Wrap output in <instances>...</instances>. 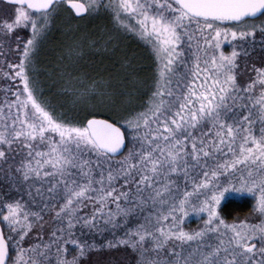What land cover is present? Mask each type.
I'll use <instances>...</instances> for the list:
<instances>
[{
  "label": "rangeland",
  "instance_id": "1",
  "mask_svg": "<svg viewBox=\"0 0 264 264\" xmlns=\"http://www.w3.org/2000/svg\"><path fill=\"white\" fill-rule=\"evenodd\" d=\"M82 1L87 8L79 17L65 2L33 12L0 0V195L12 200L0 204V216L12 246L9 264H54L59 251L60 264L214 263L220 258L213 241L225 247L224 262H232L230 255L250 259L256 247L245 246H264V35L248 32L252 19H195L170 0H105L121 24L155 49L160 87L176 67L184 70L176 75L184 86L176 108L160 109L141 128L114 117L127 130V147L112 157L97 150L83 125L65 130L31 93L49 84L70 87L66 78L50 79L64 57L112 52L113 23L98 36L100 44L80 42L107 18L97 8L104 0ZM137 37L129 33V57L109 62L129 65V77L139 72L137 57H149ZM257 39L259 46L252 44ZM179 55L191 57L186 69L177 66ZM151 79L139 90L151 91ZM101 86L122 87L79 79L74 88ZM228 90L251 93V100L234 106L241 111L213 101ZM142 100L136 96L129 107ZM85 144L95 148V158L84 156ZM49 157L60 168L50 185L28 181ZM231 198L250 200L252 211L224 218L220 207ZM98 233H105L102 242L92 241Z\"/></svg>",
  "mask_w": 264,
  "mask_h": 264
},
{
  "label": "trees",
  "instance_id": "2",
  "mask_svg": "<svg viewBox=\"0 0 264 264\" xmlns=\"http://www.w3.org/2000/svg\"><path fill=\"white\" fill-rule=\"evenodd\" d=\"M170 2L174 6H176L172 1ZM66 8L70 10L67 6ZM97 8L105 11L107 13V15L105 16L109 20L106 18L103 20L95 21L94 24H96V30L95 32L93 31L94 33H86L85 37H82V35H78L76 38L80 41L82 37L84 41L80 42L83 43V45H88L90 41L94 42L95 44L97 42L98 44L100 39V37L98 38V36L104 34L105 30H108L114 25V32H112V39L110 40V45L113 46L112 52H110V54L101 53L95 55L93 51L86 49L84 55L85 57H64V59L62 60L63 62L57 65L58 67H60V71L55 70V73H53L51 75V78H49L53 81H62L66 78V82L68 83V85H70V87H63V84H49L47 86H44V88L41 90L40 88L36 89L35 87L31 93L34 96V100L36 101L37 105L48 111V113L50 112L49 114L55 119V121L68 131H70L71 128H76L77 125L84 126V121L86 120V118L96 115L105 117L112 121H114L113 119L115 118H117V120L121 122L129 119V124L132 125L129 127L141 128L145 126L147 122L152 120L157 115V112H160V109L161 111L166 110V112L168 113L170 108H176L175 104L177 103H175V101H177L178 98L181 97V94H184V91H181L184 86L179 83L178 77L176 75H178L180 72H183L184 70L182 71L180 68L177 69L176 67L173 73L170 72L168 80H166L165 83H162L160 87L159 82L161 81V77L158 73V61L156 59L155 49L152 48L150 43L145 38L143 39V37L141 38L139 35H137L136 28L129 29V26L121 24L120 21L115 17L113 13L114 11L111 9V5L107 4L105 0L104 2H101ZM71 13L73 14L72 11ZM125 14L127 15V13ZM128 18L135 26L138 25V19L132 14H129V11ZM252 21L254 22V24L248 32H253L258 37H260V35L263 36L264 13L258 18L252 19ZM221 22L231 23L225 21ZM119 31H121L122 33H120ZM129 33L138 36L139 38H137L140 40V42L145 44V47L148 48L149 51V57H145L144 60H142L143 58L141 57H137L138 62H135V64L137 68H139L138 71L140 73H135L131 75V77H129V73L127 74L125 72V69L129 70V65H124L123 67H121L120 64H115V66H113V64L109 63L113 62L115 60V57H129ZM258 41L259 40L257 39V41L252 44L259 46ZM185 52H187V50H185ZM260 52L264 53V50H261ZM109 55H111V57H108ZM180 62L183 63L181 64L182 67L186 69V66H188V64L191 62V57L179 55L177 57V66ZM105 63L109 64V66H105ZM141 65H144L145 69L139 67ZM106 69H109V71L106 72ZM150 72L153 73L152 75L154 88L149 92H142L139 90L138 85L142 81L152 80V75L150 76ZM29 78L31 79L32 76L29 75ZM79 79H84L88 82L96 83L110 81L114 82L115 84L121 85L122 87L117 90H106L102 86L98 89L83 88L81 90H78L77 88H74V86H76ZM129 83L131 85L133 84V87L128 89ZM127 85L128 87L124 88V86ZM20 89L27 95L23 85H21ZM73 94H75V97H72ZM222 94L223 95L221 99L218 97V95H214L215 97L213 101L223 106H233L231 107V110L233 111H241L240 109H235V107L244 106L251 100V93L243 94L238 90H228ZM136 96H141L143 100L140 104L129 107V101H133L134 99H136ZM35 101H33V104L31 103V105L33 111L37 113L40 111L38 110V106L35 104ZM229 115H227L228 118L233 117V113ZM44 116L42 115L41 117L43 118ZM225 122L226 121L223 120V123ZM123 125L122 128L124 129L125 135L127 136V130ZM72 133H75V131H73ZM128 144L129 149L133 147L132 142L129 141ZM93 149L95 148L85 144L82 146L81 150L84 156L95 158V152L93 151ZM52 159V157H49L44 164H37L39 166L36 165L37 167L35 168V170H33L32 176L30 177V179H28V181L36 186L38 184L50 185L51 181L55 179L60 172V168L55 162H53ZM10 201L12 200H6L0 195V204ZM37 204H39V202H37ZM29 205L30 206L28 207L31 208V204ZM252 209V202L250 200L231 198L227 199L221 205L220 213L224 218L232 220L246 216L252 211ZM0 223L5 234V230L1 222V216ZM104 235L105 233H102V235L101 233L93 235L92 241L102 242L103 238L105 237ZM74 236H76V233L72 235V237ZM5 237L7 238L6 234ZM7 240L10 252L7 262V264H9L12 259L13 253L11 243L8 238ZM77 241L80 242L79 244H83L81 243L80 239H77ZM219 244L220 243L213 241L211 243V248L214 249V246L217 247L215 248L218 250L216 258H220V260L214 263H205L199 261L198 264H264V246L260 242L256 243L255 252H253V255L250 259H245L241 255H230V257L233 258L232 262L223 261L224 259H227V251H224L225 249L223 248L225 247H221V245ZM55 255L57 256V258L54 257V264H60L62 252L59 251ZM216 258L213 259L216 260ZM71 260L72 261L67 264H79L77 259Z\"/></svg>",
  "mask_w": 264,
  "mask_h": 264
},
{
  "label": "water",
  "instance_id": "3",
  "mask_svg": "<svg viewBox=\"0 0 264 264\" xmlns=\"http://www.w3.org/2000/svg\"><path fill=\"white\" fill-rule=\"evenodd\" d=\"M4 3L26 7L33 12L48 11L55 2L66 1L74 15L86 13V6L74 0H1ZM188 16L200 20H221L240 22L256 19L264 13V0H170ZM87 134L97 150L106 155L117 157L127 147L124 129L115 122L100 116H90L84 122ZM255 243L245 246L251 251ZM9 245L0 223V264H7Z\"/></svg>",
  "mask_w": 264,
  "mask_h": 264
},
{
  "label": "flooded vegetation",
  "instance_id": "4",
  "mask_svg": "<svg viewBox=\"0 0 264 264\" xmlns=\"http://www.w3.org/2000/svg\"><path fill=\"white\" fill-rule=\"evenodd\" d=\"M74 1H80V2H82V3H84L82 0H74ZM62 2H65V4H66V1H62ZM84 5H85V3H84ZM86 6V5H85ZM87 8V7H86ZM81 16H84V15H81ZM80 17V16H79Z\"/></svg>",
  "mask_w": 264,
  "mask_h": 264
}]
</instances>
